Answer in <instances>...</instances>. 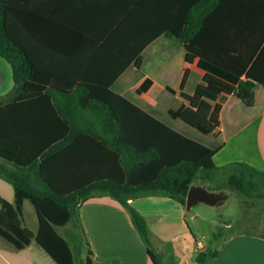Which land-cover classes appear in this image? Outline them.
<instances>
[{
    "label": "trees",
    "instance_id": "16d2710c",
    "mask_svg": "<svg viewBox=\"0 0 264 264\" xmlns=\"http://www.w3.org/2000/svg\"><path fill=\"white\" fill-rule=\"evenodd\" d=\"M33 3L0 0V56L10 64L14 82L8 94L0 98V159L12 164L7 167L0 163V176L14 189L12 203L0 196V235L14 248H24L35 240L56 264H90L91 252L84 245L78 207L91 196L109 195L127 209L152 262L161 264L159 254L150 247L146 219L128 203L129 199L159 195L185 205L189 186L206 183L210 189L233 190L244 214L250 205L264 207V170L244 161L216 165L212 158L216 147L182 134L126 97L94 83L76 89L78 98L70 103L75 110L62 115L63 125L72 127L80 119L95 125L87 127L81 137L88 150L93 147L96 151V160L106 163L108 169L72 185L53 181L48 165L64 158L76 140L70 143L71 135H31V130L40 127L34 125L28 110L30 121L21 120L22 100L41 92L34 83L37 73L31 56L17 38L28 30L17 17V7L23 15H30L38 12ZM118 9L120 23L116 29L131 21V32L141 39L135 49L136 66L141 48L165 34L183 42L186 61L197 59V66L205 71L191 94L181 93L188 105L168 111L199 132L216 130L221 104L228 94L252 89L256 83L264 86V0H128ZM186 77L187 70L178 85L180 90ZM150 83L144 79L136 92L145 91ZM166 89L175 91L169 86ZM158 90L155 86L153 91ZM25 199L36 213L35 232L22 223ZM60 227H68L67 236L59 232ZM234 232L230 222L224 221L213 238ZM257 235L264 237V233ZM82 252L85 255L81 257ZM217 252V248L200 250L196 263L204 264Z\"/></svg>",
    "mask_w": 264,
    "mask_h": 264
},
{
    "label": "crops",
    "instance_id": "0c3cea01",
    "mask_svg": "<svg viewBox=\"0 0 264 264\" xmlns=\"http://www.w3.org/2000/svg\"><path fill=\"white\" fill-rule=\"evenodd\" d=\"M127 1L33 0L36 2L33 7L38 12L30 15H23V11L20 13L17 7V17L28 29L17 34V38L31 56L37 73L34 83L41 88L35 97L22 100L21 120L25 123L30 121L26 113L28 110L30 118L36 122L34 125L40 127L31 130V135H71L73 139L69 142L76 140V146L71 147L64 158L54 159L48 165L53 181L72 185L91 180L108 169L106 163L96 160V151L93 147L88 150L85 139L81 137L87 127L95 128V125L87 124L82 119L73 122L72 127L63 125L62 115L75 110L70 103L78 98L76 89L83 88L87 83L107 87L182 134L216 147L212 157L216 165L244 161L264 170V86L256 83L252 89H237L228 94L221 104L216 130L202 133L204 141L190 136L185 132L186 127L174 123L180 118L172 117L168 111L188 105L181 93L191 94L195 86L202 82L205 71L197 66V59L186 61L183 42L165 34H160L141 48L140 64L136 66L135 49L141 39L131 32V21H124L123 28L119 31L116 29L120 23L118 7ZM43 10L45 12L41 14ZM186 70V81L180 90L178 85ZM146 78L151 83L145 91L137 93L136 88ZM155 86L159 90L154 93ZM167 86L175 91L169 92ZM129 91L137 94L141 101L133 100L127 94ZM163 92L162 106L158 98ZM167 94L176 101L175 107L165 104ZM161 109L170 115L172 122L166 120ZM0 163L12 167L11 163L2 159ZM0 196L13 202V186L2 176ZM29 202L23 200L22 223L35 232L37 217ZM128 203L145 217L153 250L159 254L161 264H174L171 238L188 217L185 206L159 195L136 197L129 199ZM26 206H31L34 214L29 222L25 214ZM199 215L198 211H192L189 218ZM78 216L86 237L84 245L91 252L90 264H154L127 209L116 199L109 195L91 196L80 203ZM218 238H221V242L217 247L194 239L198 252L209 248L218 249L217 254L208 256L204 264H264L263 236L236 231ZM84 255L85 252H82L81 257ZM0 264L56 262L35 240H31L24 248L16 249L0 235Z\"/></svg>",
    "mask_w": 264,
    "mask_h": 264
},
{
    "label": "rangeland",
    "instance_id": "374dc122",
    "mask_svg": "<svg viewBox=\"0 0 264 264\" xmlns=\"http://www.w3.org/2000/svg\"><path fill=\"white\" fill-rule=\"evenodd\" d=\"M156 49H158V46H156ZM13 83L10 64L0 56V98H4L8 94ZM127 94L133 100L141 101L139 96L134 92L129 91ZM167 96L168 99L165 104L175 107L177 104L176 101L170 94H167ZM162 97H164V92L160 95V98H158L159 104L163 106ZM161 111L166 117V120L172 122L170 115L167 114L164 109H161ZM176 122L181 123L186 127L185 132L190 136H195L202 141L205 140L203 134L195 128L190 127L180 119H176L174 123ZM30 207L31 206H26L25 208L28 222L34 215ZM248 210L249 211L244 214L234 191L225 203L220 206L197 203L191 207L190 211L186 210V215L188 217L186 220H183V225L181 226L182 229L179 227L175 232L176 235L171 238L172 247L174 246V264H178V262H181V264H195V255L198 252V247L195 245L196 243L194 239L201 240L205 245L210 247H217L221 242V238L215 240L213 239V234L218 228L221 230L224 221H229L235 232L264 233V207H261L260 204L259 206L250 205ZM192 211H198L200 215L196 218L190 219L189 217ZM67 229L68 227H60L59 232L67 236ZM225 230H227V227ZM150 247L152 249L154 248L152 243Z\"/></svg>",
    "mask_w": 264,
    "mask_h": 264
},
{
    "label": "water",
    "instance_id": "95a60500",
    "mask_svg": "<svg viewBox=\"0 0 264 264\" xmlns=\"http://www.w3.org/2000/svg\"><path fill=\"white\" fill-rule=\"evenodd\" d=\"M231 189H210L206 183H192L185 195V209L189 210L197 203L220 206L232 194Z\"/></svg>",
    "mask_w": 264,
    "mask_h": 264
}]
</instances>
